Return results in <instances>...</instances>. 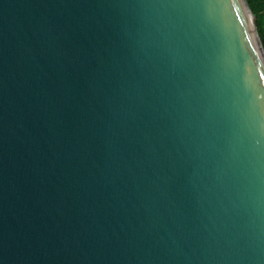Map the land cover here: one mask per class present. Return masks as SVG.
I'll list each match as a JSON object with an SVG mask.
<instances>
[{"label":"water","instance_id":"obj_1","mask_svg":"<svg viewBox=\"0 0 264 264\" xmlns=\"http://www.w3.org/2000/svg\"><path fill=\"white\" fill-rule=\"evenodd\" d=\"M256 20L0 0V264H264Z\"/></svg>","mask_w":264,"mask_h":264},{"label":"trees","instance_id":"obj_2","mask_svg":"<svg viewBox=\"0 0 264 264\" xmlns=\"http://www.w3.org/2000/svg\"><path fill=\"white\" fill-rule=\"evenodd\" d=\"M247 2L257 18L258 33L264 44V0H247Z\"/></svg>","mask_w":264,"mask_h":264}]
</instances>
